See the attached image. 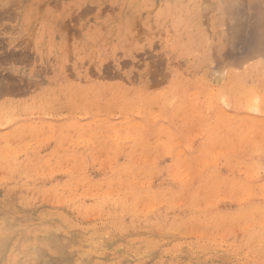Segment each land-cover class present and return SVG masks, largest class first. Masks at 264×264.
Instances as JSON below:
<instances>
[{"label":"rangeland","instance_id":"obj_1","mask_svg":"<svg viewBox=\"0 0 264 264\" xmlns=\"http://www.w3.org/2000/svg\"><path fill=\"white\" fill-rule=\"evenodd\" d=\"M243 1L0 0L3 258L45 226L46 264H264Z\"/></svg>","mask_w":264,"mask_h":264},{"label":"bare ground","instance_id":"obj_2","mask_svg":"<svg viewBox=\"0 0 264 264\" xmlns=\"http://www.w3.org/2000/svg\"><path fill=\"white\" fill-rule=\"evenodd\" d=\"M134 1V0H133ZM201 1V0H200ZM216 1V0H215ZM237 4H239L238 2H240V1H242V0H234ZM244 1H246V2H251L252 4H253V6L251 7L252 8V10H253V12H254V14L256 15L255 16V22L257 23V18L259 19V25H260V28H259V32L257 31V27H253V31L255 32V30H254V28H257L256 29V31L258 32V34H257V32H255V35H256V37H254V38H256L255 39V41L254 42H252V44L254 43V45H253V47H252V49H253V52L252 53H254L255 52V54H258L259 53V55L260 56H262V55H264V0H244ZM243 1V2H244ZM218 2H219V5H220V8L221 7H229L228 5H235L236 3L235 2H233V0H218ZM242 2V3H243ZM201 3V2H200ZM210 3V2H209ZM235 3V4H234ZM211 4V3H210ZM213 4V3H212ZM214 4H216V3H214ZM214 4H213V6H214ZM201 5V4H200ZM205 6L207 5V4H204ZM128 6V5H127ZM205 6H204V8H205ZM210 6V8H211V5H208V7ZM216 6V5H215ZM201 8V7H200ZM203 8V9H204ZM207 8V7H206ZM209 8V9H210ZM231 9H233L232 7H230ZM229 8V9H230ZM198 9V8H197ZM212 9V8H211ZM207 10V9H206ZM234 12H235V10H234ZM231 14H232V12H231ZM231 14H229V15H231ZM236 14H237V12H236ZM228 15V14H227ZM230 17V16H229ZM238 17V16H237ZM240 17V16H239ZM225 18V17H224ZM227 18V17H226ZM243 19H245V18H243ZM238 20H240V19H238ZM240 23V22H239ZM254 24V23H253ZM256 25V24H255ZM254 25V26H255ZM239 26V25H238ZM252 26V25H251ZM237 27V26H236ZM253 32V33H254ZM252 41V40H251ZM232 43V42H231ZM251 44V45H252ZM244 45V44H243ZM249 48V47H248ZM252 49H250L251 51H252ZM262 54V55H261ZM254 55V54H253ZM259 55H256V56H258L259 57ZM14 58V57H13ZM260 58V57H259ZM0 59H3L2 57L0 58ZM15 59V58H14ZM263 60H264V57L262 58ZM232 61V60H231ZM249 62V61H248ZM0 63H2V61L0 62ZM13 64V63H12ZM260 64H262V62L260 63ZM263 64H264V62H263ZM200 65V64H199ZM237 65H238V63H237ZM235 66V65H234ZM252 67V69H250L251 70V73L250 74H247L246 72V74H244V73H242V74H244V75H240L239 76V79H242V77H244V78H246V76H248V77H251V76H254V77H258V78H263L264 77V73H262L263 72V70H262V72L260 71L261 70V66H258V69L256 68V66L253 68V66H251ZM200 68V67H199ZM232 68V67H231ZM250 68V67H249ZM198 69V68H197ZM256 69H257V71H259V72H256L255 73V71H256ZM236 71V70H235ZM249 71V70H248ZM215 73V72H214ZM222 73H224V72H222ZM212 75V74H211ZM215 75V74H214ZM241 77V78H240ZM213 78V77H212ZM221 78V77H220ZM257 78V79H258ZM152 79V78H151ZM153 80V79H152ZM150 81V80H149ZM218 81V80H217ZM260 81H262V80H260ZM3 82V81H2ZM17 82V81H16ZM220 82V81H219ZM7 83V82H6ZM3 84V83H2ZM0 86H1V84H0ZM6 87H7V85H5ZM14 86V85H13ZM239 86V85H238ZM6 87H4V88H6ZM257 88V87H256ZM9 91H10V93L11 92H14L13 91V89L15 90V88L14 87H12V88H10L9 87ZM12 89V90H11ZM19 89V88H18ZM228 89V88H227ZM253 89V88H252ZM2 90H3V88H2ZM6 90V89H5ZM248 90V89H247ZM260 90H262V89H260ZM264 90V89H263ZM9 91L7 92L8 94H9ZM21 91V90H20ZM259 91V90H258ZM0 92H1V89H0ZM244 92H246V91H244ZM243 92V93H244ZM2 93V92H1ZM3 93L4 94H7L6 92H4L3 91ZM2 93V94H3ZM247 93V92H246ZM251 93H255V92H251ZM261 94H263V91L262 92H260ZM241 94V93H240ZM250 94V93H249ZM261 94H259V95H257V96H259V97H261L262 95ZM254 95H256V94H254ZM232 96V95H231ZM234 96V95H233ZM244 96V94L242 95V97ZM245 96H250V95H248V93L245 95ZM251 96H252V94H251ZM251 96H250V98H251ZM224 97V96H223ZM238 97H240V96H238ZM241 97V98H242ZM252 97H255V96H252ZM257 98V97H256ZM244 99L246 100L247 99V97L245 98L244 97ZM249 99V98H248ZM255 99V98H254ZM264 99V98H263ZM229 101V100H228ZM227 101V102H228ZM247 101V100H246ZM256 101V100H255ZM258 101H260V100H258ZM263 101V100H262ZM257 102V101H256ZM255 102V103H256ZM254 103V101H252V98L250 99V101L247 103L248 105H252V106H248L247 104V108L249 107V109H250V112H251V107H253L254 108V110H255V104H253ZM260 102H258L257 104L258 105H260L259 104ZM189 104V103H188ZM235 106V105H234ZM243 106H245V105H243ZM257 106V105H256ZM242 108V107H241ZM253 108H252V110H253ZM237 110V109H236ZM263 110V109H262ZM261 110V111H262ZM208 111H209V109H208ZM246 111V110H245ZM247 111H249L248 109H247ZM257 114V113H256ZM7 115V114H6ZM244 116V115H243ZM247 118V117H246ZM254 119V118H253ZM248 121V120H247ZM247 128V127H246ZM255 131V130H254ZM241 133V132H240ZM238 136V135H237ZM66 137V136H65ZM246 141V140H245ZM243 148V147H242ZM247 148V147H246ZM245 148V149H246ZM249 148H250V146H249ZM264 148V147H263ZM246 151V150H245ZM249 151V150H248ZM253 152V151H252ZM245 153V152H244ZM251 154V153H250ZM218 155H220V154H218ZM4 157V156H3ZM7 163V162H6ZM6 166V165H5ZM206 169V168H205ZM8 172V171H7ZM12 173V172H11ZM10 173V174H11ZM177 174V173H176ZM175 174V175H176ZM126 175V174H125ZM178 175V174H177ZM26 176H27V174H26ZM172 176H173V174H172ZM12 177V176H11ZM175 177V176H174ZM5 179V178H4ZM3 180V179H2ZM1 181V180H0ZM27 186V185H26ZM14 192V191H13ZM154 196V195H153ZM152 196V197H153ZM165 198H163L162 200H164ZM158 201V200H157ZM166 201V200H165ZM169 201V200H168ZM170 202V201H169ZM150 203V202H149ZM181 203V202H180ZM179 203V204H180ZM170 204V203H169ZM29 205V204H28ZM132 206H133V203H132ZM171 206V205H170ZM190 208H191V206H190ZM152 210V209H151ZM260 210V209H259ZM259 213V212H258ZM148 215V214H147ZM134 216V215H133ZM145 216H146V214H145ZM2 221V223H0V264H46L45 262H43V260H45L44 259V256H45V250L47 249L48 251H53V252H56V251H61L62 250V245L64 244V240H61L60 238L59 239H57V238H55V237H53L52 235L50 236V234L49 233H47L46 234V232H48V230H46L45 229V226H43L44 228H41L40 229V231L39 232H37V234L39 235V236H37V235H33L32 236V241L31 242H28V241H24L25 243L23 244V243H19V242H15L13 245H12V247H11V251H10V253L11 254H9V255H7L8 257L7 258H3V254L7 251V247H6V245H7V243H8V241H9V236L12 234L11 232V230L12 229H14V228H11L9 231L7 230L8 228L4 225V220H1ZM0 221V222H1ZM6 222V221H5ZM253 222V221H252ZM6 224V223H5ZM184 225V224H183ZM249 225V224H248ZM162 226V225H161ZM244 226H246V225H244ZM243 227V226H242ZM7 228V229H6ZM236 228V227H235ZM247 229H248V227H247ZM225 230H227V229H225ZM239 230V229H238ZM8 231V232H7ZM50 231V230H49ZM170 231V230H169ZM232 231V230H231ZM11 234H10V233ZM244 232V231H243ZM8 233H9V235H8ZM177 233V232H176ZM174 234V233H173ZM180 234V233H179ZM13 235V234H12ZM19 235H20V233H19ZM44 235H48V236H46V237H43ZM233 235V234H232ZM181 236V235H180ZM239 236V235H238ZM19 239H17V241H18ZM23 242V241H22ZM19 244V245H18ZM22 244L24 245V247H22ZM20 246V247H19ZM63 248H64V245H63ZM56 250V251H55ZM57 253V252H56ZM176 254V253H175ZM3 255V256H2ZM47 259V258H46ZM124 259V258H123ZM46 261V260H45ZM85 263V262H84ZM47 264H49V263H47ZM77 264H80V263H77Z\"/></svg>","mask_w":264,"mask_h":264}]
</instances>
